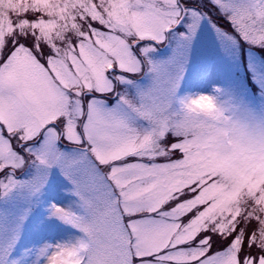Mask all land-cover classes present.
Returning a JSON list of instances; mask_svg holds the SVG:
<instances>
[{
	"label": "snow or ice",
	"instance_id": "obj_1",
	"mask_svg": "<svg viewBox=\"0 0 264 264\" xmlns=\"http://www.w3.org/2000/svg\"><path fill=\"white\" fill-rule=\"evenodd\" d=\"M202 26L264 46V0H0V264H264V112L181 94Z\"/></svg>",
	"mask_w": 264,
	"mask_h": 264
},
{
	"label": "rangeland",
	"instance_id": "obj_2",
	"mask_svg": "<svg viewBox=\"0 0 264 264\" xmlns=\"http://www.w3.org/2000/svg\"><path fill=\"white\" fill-rule=\"evenodd\" d=\"M183 67L184 81L181 94L198 93L205 87L203 78L212 75L221 100L231 98L235 103L253 113L264 112V46L251 45L243 40H220L210 28L202 26ZM165 46L158 56H168ZM255 86L254 92L249 83ZM196 87V88H195ZM255 93V94H254ZM27 221L24 226L27 227Z\"/></svg>",
	"mask_w": 264,
	"mask_h": 264
},
{
	"label": "bare ground",
	"instance_id": "obj_3",
	"mask_svg": "<svg viewBox=\"0 0 264 264\" xmlns=\"http://www.w3.org/2000/svg\"><path fill=\"white\" fill-rule=\"evenodd\" d=\"M210 78H211V81H209V82L206 81L207 84L205 85V87L198 89V93L202 92V93H206V94H213V88L216 85L214 84V81L212 80V75L210 74L209 76L203 78L202 81L209 80Z\"/></svg>",
	"mask_w": 264,
	"mask_h": 264
}]
</instances>
